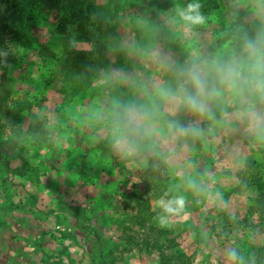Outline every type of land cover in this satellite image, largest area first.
Returning <instances> with one entry per match:
<instances>
[{
    "label": "rangeland",
    "instance_id": "rangeland-1",
    "mask_svg": "<svg viewBox=\"0 0 264 264\" xmlns=\"http://www.w3.org/2000/svg\"><path fill=\"white\" fill-rule=\"evenodd\" d=\"M104 2L95 0L98 5ZM118 3L114 13L104 11V29L111 31L103 58L95 50L99 44L90 36L88 24L70 25L69 36L56 39L70 43L80 63H95L91 67L95 78L83 75L75 83L80 92L87 84L88 95L70 98L72 88L67 94L60 90L64 78L56 65L60 53L51 56L43 50L45 58L39 63V52L30 51L25 62L33 71L25 73L26 65L16 70L14 77H19L14 83L0 64V140L11 161L8 172L22 191L21 199L27 201L29 194L33 198L29 206L44 222L42 234L51 239L54 255L63 246L69 255L50 261L90 264L93 252L97 261L103 253L113 264H253L257 258L253 247L262 245L264 231L254 212L256 199L249 211L254 187L242 182L241 173L255 149L264 151V128L252 127L246 115L264 114V102L247 92L236 97L224 91L210 102L209 118L160 95L162 90L176 94L186 79H178L175 88H164L171 65L211 68L220 59L244 62L246 46L237 54L228 52L227 43L218 46L207 34L203 45L182 61L170 46V35L185 32L177 9L196 0ZM228 4L219 20L229 21L245 10L240 23L255 27L256 43H264V0ZM63 5L68 9V2ZM59 9L52 8L45 25L33 29L40 44L57 35ZM208 44L216 50H206ZM97 56L101 67L93 59ZM38 65L51 85L27 98L25 91L35 83L43 85ZM208 79L211 87L212 76ZM185 88L193 91L190 84ZM122 101L125 106L109 115L111 106L119 107ZM129 111L143 117L139 126L129 121ZM182 128L188 131L181 132ZM118 142L127 147H118ZM243 180L247 182L246 177ZM178 197L185 201L178 214H165L159 207L161 200ZM74 207L79 208L77 216ZM81 208L90 209V218ZM157 215L166 217L167 226L159 225ZM76 219L95 229L91 244L79 231L75 240L61 237L60 231L72 230ZM233 250L235 261L228 256Z\"/></svg>",
    "mask_w": 264,
    "mask_h": 264
},
{
    "label": "trees",
    "instance_id": "trees-1",
    "mask_svg": "<svg viewBox=\"0 0 264 264\" xmlns=\"http://www.w3.org/2000/svg\"><path fill=\"white\" fill-rule=\"evenodd\" d=\"M104 1L105 2L102 3V5H98L95 3V0H0V64L4 73H10V77H12L11 82L14 83L19 77H14L15 71L18 69L21 70L25 65L27 66V69H23L26 70L25 73L33 71V69L28 67L29 64L27 65L25 62L26 58L29 57L30 51L39 52L41 57L39 56V60L36 61L41 63V61L45 58L43 57V50H45L49 52V55L51 53V56L60 53V56H58L59 58L56 60V65H58V69L62 68V71L60 72L64 77L60 90H62L64 94H67V92H69V88H72L74 93L72 94L73 96L69 93L70 98L76 97L78 94V96L81 94V97L88 95L90 91L87 84L83 85L84 87L80 92L75 83H77L76 79L83 75H85L87 79H94V75L97 73L96 71H93L91 67L94 66L95 63H92V66L91 64L86 65L80 63L74 56L75 50L73 48H69L68 46L70 43H58L56 39L58 37H62V35H66L68 37L70 33V25L74 27L77 25V28H80V26L88 24L90 25L89 32L92 34L90 36H92V38L99 44L95 50L97 54H99L98 56L103 58L104 54L108 50L111 31L104 29V26L106 25L104 21L106 15L104 11L107 10L108 12L114 13V11L119 7L118 0ZM228 1L229 0H196V3L201 5L199 11L205 16L204 23L200 25H190L185 22L186 27L184 28V33L175 31V34L173 33L170 35L173 37L170 41V46H173L172 50L178 54L179 59L184 61L189 58V54L195 53L196 50L203 45V42H205L207 34L212 36L210 42L215 40L217 44H219L218 46H222L227 43V46H230L228 52L233 51L235 54L240 52L249 42L256 43L257 30L255 27L251 28L250 26L242 25L240 23V17L243 16L244 12L246 13L244 9L247 8L243 9L244 12L236 14L235 18H230L229 21L219 20L221 11L225 8L224 6L229 5ZM232 1L234 2L235 0ZM64 2H68V9H65V6L63 5ZM52 8H60L59 10L62 12L61 18L55 26V33L57 35L52 37L51 41L46 42L45 44H40L38 39L33 37V29L37 26L45 25L44 22L47 21L48 14ZM179 24H176L177 29L180 28ZM206 50L215 51L216 48L211 44H208ZM5 54H7L6 63L4 62ZM243 55L246 57L248 56L247 52ZM98 56L93 59L94 61L96 60V66L101 67L102 64L99 65L97 62V60L100 59ZM219 63H222L221 59L219 60ZM106 65L107 62L104 63V66ZM35 68H38V71L41 70L39 78L41 82H44L42 86H39V83H35L31 91H25L27 98L35 96L32 92L35 90L38 91V88L42 89L44 85L45 87H49L51 85V81L47 80V73L44 72L43 68L41 69L39 65ZM181 70H183L182 64H173L169 67V70L167 71L168 75L164 77V88H175L177 85L176 82H178L177 80L184 77L180 75ZM172 93L175 92L173 91ZM125 98V100H129L130 104L136 103L130 97ZM122 106H125L124 101H122V104L119 107L115 104L111 106V112L109 115L113 117V111H115L114 109L119 110ZM10 164L11 161L9 156H7L6 145L0 140L1 184H4L7 181L6 178ZM262 174H264V151L255 149L250 156L248 167L243 169L241 176L243 178H247V182H244L242 178L243 183L250 184L254 187L251 192H255L256 194L254 197L253 195H250L249 197V211H251L253 201L256 199V202H254L256 211L254 212L258 214L261 229L264 231V177H262ZM68 182L70 181L68 180ZM74 210L75 215L77 216L79 208L74 207ZM81 210L84 212V215L90 218V209L87 210L81 208ZM78 231L83 237L91 240L89 243H92L91 237L93 235L91 233H93L95 229L83 224V221H80L79 219H76V223L72 230H69L67 227L66 230H61L60 234L61 237L73 238L75 240L78 238ZM40 246H42V243H40ZM65 248L66 246H63L62 250L59 251L57 255L53 254V256L44 258L42 261L48 262L49 264H61V262L56 263L51 262L50 260L54 257H58V255H60V257H69L68 254L64 253ZM253 252L257 258H255L252 263L264 264V242L261 246L255 245L253 247ZM92 255L93 252L89 254L90 264H105L110 261H105V255H103V253H100L99 255L98 260L100 261H97L96 257H92ZM59 260L63 261L61 259ZM110 262L108 264H113L112 260ZM239 263L240 261H237L236 264Z\"/></svg>",
    "mask_w": 264,
    "mask_h": 264
},
{
    "label": "clouds",
    "instance_id": "clouds-1",
    "mask_svg": "<svg viewBox=\"0 0 264 264\" xmlns=\"http://www.w3.org/2000/svg\"><path fill=\"white\" fill-rule=\"evenodd\" d=\"M200 7L198 3H190L186 8H178L177 14L190 25H200L205 21V16L199 11ZM245 50L248 58L244 62L235 60L226 63L213 62L211 68L202 64H191L180 72V75L186 79L180 85L178 92L174 94L170 90H162L160 95L175 106L183 104L190 111L207 115L209 118L212 115L210 102L221 98L224 91L236 97H243L247 92L264 102V43L249 42ZM6 56L7 54H5V63L7 62ZM209 75L213 80L211 87L209 86ZM186 84L191 85L192 92L187 91ZM246 115L252 127L264 128V114L250 111ZM128 119L139 126L143 117L137 112L129 111ZM180 131L187 132L188 130L182 128ZM118 147L126 148L127 145L124 142H118ZM184 204L183 197H178L167 202L161 200L159 207L165 214H178L183 210ZM156 219L161 227L167 226L168 221L165 216L157 215ZM228 256L232 261L237 258L234 250L230 251Z\"/></svg>",
    "mask_w": 264,
    "mask_h": 264
},
{
    "label": "crops",
    "instance_id": "crops-1",
    "mask_svg": "<svg viewBox=\"0 0 264 264\" xmlns=\"http://www.w3.org/2000/svg\"><path fill=\"white\" fill-rule=\"evenodd\" d=\"M6 179L0 182V264H49L42 260L56 251L51 239L43 237L44 222L29 206L33 198L29 194L27 201L21 199L10 172Z\"/></svg>",
    "mask_w": 264,
    "mask_h": 264
}]
</instances>
